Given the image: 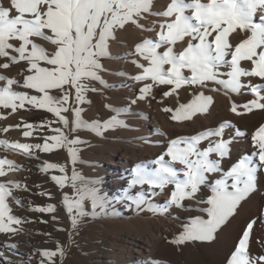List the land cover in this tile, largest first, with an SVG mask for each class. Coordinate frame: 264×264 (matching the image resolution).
I'll return each mask as SVG.
<instances>
[{
  "label": "snow or ice",
  "instance_id": "obj_1",
  "mask_svg": "<svg viewBox=\"0 0 264 264\" xmlns=\"http://www.w3.org/2000/svg\"><path fill=\"white\" fill-rule=\"evenodd\" d=\"M152 3L153 0H7V3L0 0V70L19 66L16 76L0 72V81H4L0 86V108L16 112L27 104L54 113L65 126L71 123L72 132L89 127L81 118L82 108L67 107L71 97L69 89L75 90V101L83 103L84 94L89 90L86 82L100 80L98 72L103 68L100 58L108 55L109 41L115 39L118 29L133 25L144 31L159 28L158 39L144 38L134 46L135 53L147 61V65L133 61L142 69L134 79L152 81L140 88L137 99H145L156 84L168 86L164 97L178 95V90L185 86L204 89L214 84L218 87L209 90L219 92L223 88L226 96L229 93L241 94L243 89L251 92L253 98L245 103L238 104L234 100L230 103L232 113L244 115L255 109L264 110V0H170L166 9L156 13H152ZM186 10H191L190 14H186ZM145 14L167 19L154 21L152 28H145L140 23ZM257 14L258 22L254 19ZM38 39L46 41L50 47L38 43ZM177 44L183 46L182 50H176ZM162 45L165 50L161 53L158 49ZM242 61L250 67H242ZM165 65L169 67L165 69ZM225 66L228 71L222 72L221 68ZM244 77H255L260 82L249 80L243 83ZM13 85L25 90L16 91ZM53 91L60 95H53ZM32 92L35 94H30ZM212 102V96L197 91L189 103L163 110L172 113L174 121L191 120L197 113H207ZM69 112L74 113L71 122L67 115L62 114ZM0 118H3L2 115ZM116 123L124 124L113 117L105 122L104 127ZM231 126V121H221L216 127L196 135L172 139L166 153L151 162L157 167L149 169L144 164H137L134 169L130 182L133 186L147 185L152 191L174 185L163 207L154 208L143 191L127 196L138 209L147 206L151 211L163 213L173 205L183 207L182 201L194 200L202 185L210 187L207 207L201 209L207 213V218L197 216L184 225L183 231L170 241L175 245L214 241L218 230H222V226L238 212L241 202L257 190V169L264 168V124L252 135V156L258 157V162L247 157L240 159L224 172L222 178L209 182L208 174L221 171V160L229 155L233 138L226 139L224 134L225 129ZM11 127L9 125L2 131L7 132ZM32 127V124L25 125V129ZM93 128L95 130V126ZM54 131L58 135L47 138L52 143L31 145L0 140V145L30 154L32 148L51 152L66 144L83 142L78 137L70 140L60 129ZM240 134L237 129L236 135ZM23 135L31 136V132L25 130ZM210 137L217 139L210 140L208 147L200 149V142ZM68 151L75 163L77 149L70 146ZM213 153L216 158H210ZM177 163L181 166L179 169L175 166ZM5 164L9 168L15 166L13 161L0 158V177L6 175ZM48 169H59L65 173L63 165L47 163L44 170ZM51 179L60 187L71 180L75 189V200L69 202L68 196L64 195L69 214L73 208L77 209L76 215L71 216L73 229L77 226V217L84 215L79 210L83 201L90 200L93 207L100 208L107 203L106 197L96 187L77 186L75 170L70 178L65 174L52 176ZM12 183L0 182V233L5 234H14L13 223H21L20 218L9 214L11 209L6 203V198L12 195L9 187ZM19 186V183L15 184V187ZM46 195L51 196L50 193ZM36 210L55 212V205L48 204ZM53 219L56 217L53 216ZM259 219L264 220V213ZM256 223V219H250L241 229L224 264H264V254H252L250 249ZM257 244L264 252V239H258ZM6 246L15 248L12 244ZM38 251L42 257L40 264H56V258L65 255L64 246L59 242L54 250ZM0 264L14 262L0 253Z\"/></svg>",
  "mask_w": 264,
  "mask_h": 264
},
{
  "label": "bare ground",
  "instance_id": "obj_2",
  "mask_svg": "<svg viewBox=\"0 0 264 264\" xmlns=\"http://www.w3.org/2000/svg\"><path fill=\"white\" fill-rule=\"evenodd\" d=\"M169 3L170 0H153L152 13L163 11ZM190 12L191 10H186V14ZM258 15L254 18L257 22ZM165 19L167 18L145 14L140 23L145 28H152L154 21ZM158 31V26L153 31H144L133 25L116 31L115 39L109 41L106 55L108 60L100 61L103 65L98 72L100 80L86 82L89 90L84 94L83 103L74 101L71 104L69 100L67 105L69 108L83 109L81 118L88 123L87 128L72 132L71 123L65 126L54 113L46 109L32 108L27 104L16 112L0 108V115L3 117L0 118V140L43 145L45 142L52 143L47 138L58 135L54 129H60L70 140L78 137L83 141L68 145L77 149L73 170L78 177L83 175L91 179L90 187H96L107 200L103 208H93L86 202L88 200L83 201L79 210L84 215L77 218V226L73 229L64 195L71 202L76 199L75 191L72 186H67L60 192V186L51 179L52 176L69 173L72 161L67 144L51 152L32 148L29 150L30 154L0 145V158L11 160L15 165L9 168L5 164L6 175L0 177V182H13L9 185L12 195L6 198L11 209L9 214L21 219L20 224L12 225L16 229L14 234L0 233V253L14 264H40L38 250H54L57 242L64 246L65 255L58 256L56 264H224V259L233 250L241 229L250 219L257 220L250 249L252 254H264L257 244L258 239H264V220L259 219L261 213H264V168L257 169V190L241 202L238 212L230 218L229 223L222 226V230H218L214 241L187 242L179 246L170 242L193 218H207V213L201 209L207 207L209 186L202 185L194 200L182 201L183 207L173 205L163 213L151 211L147 206L138 209L126 198L143 191L154 208L163 207L174 185L152 191L148 190L147 185H131L136 165L144 164L149 169H154L157 166L151 162L166 153L172 139L196 135L216 127L221 121H231L232 126L225 129L224 138H233V142L229 155L221 160V171L208 174L209 182L222 178L224 172L229 171L240 159L247 157L258 162V157L252 156V135L264 124V110L255 109L244 115H236L230 111L233 100L243 104L253 98L247 89H243L241 94L229 93L226 96L223 88L219 92L210 91L209 88L218 87L214 84L204 89L185 86L178 90V95L164 97L163 93L168 91V86L156 84L145 99H137L140 88L152 81L134 79L142 69L133 61L138 60L147 65V61L135 53L134 46L144 38L158 39ZM37 42L50 47L42 39ZM182 47L177 44L176 50H182ZM164 50L163 45L158 49L161 53ZM241 66L250 67L243 61ZM167 67L169 66L165 65V69ZM18 71L19 66L0 70L7 76H16ZM184 71L187 74V70ZM221 71L227 72L228 68L222 67ZM16 78L20 79L18 76ZM249 80L252 83L260 82L255 77L242 78L243 83H248ZM3 84L4 81H0V86ZM13 88L16 91L25 90L17 85H13ZM197 91L213 97L207 113H197L191 120L174 121L171 119L172 113L163 110L175 109L179 104L189 103ZM52 94L60 95L56 91ZM133 101L136 102L132 103ZM35 112L42 117L32 120ZM62 114L67 115L70 122L74 119L72 112ZM113 117L124 124L116 123L106 130L101 129L102 125L100 128L102 121H110ZM26 124H32L33 127L25 129ZM9 125L13 126L9 131H2ZM237 129L240 135H236ZM25 130L30 131L31 136L25 137ZM215 139L217 138L210 137L202 140L198 147L204 149L209 146L210 140ZM210 158H216L215 154H210ZM47 163L65 166V173H61L59 169L45 171ZM175 166L178 169L181 167L178 163ZM30 174L34 176L31 177ZM180 178L183 179L182 173ZM16 183L20 186L15 187ZM26 192L30 198L41 196L45 206L55 205V212L46 218L48 222L43 221L42 216L35 215L36 206L31 203L30 198L23 196ZM53 216L56 217L55 220ZM160 217L163 222H160ZM171 219L174 221L172 226L169 225ZM108 235L114 238L110 244L107 242ZM96 240L99 244L94 243ZM8 244L15 245V248L7 247Z\"/></svg>",
  "mask_w": 264,
  "mask_h": 264
},
{
  "label": "rangeland",
  "instance_id": "obj_3",
  "mask_svg": "<svg viewBox=\"0 0 264 264\" xmlns=\"http://www.w3.org/2000/svg\"><path fill=\"white\" fill-rule=\"evenodd\" d=\"M106 60H108V57L107 56H104V57H101L100 58V61H106ZM74 101H75V90L74 89H71V98H70V102H71V104H73L74 103ZM40 117H42L41 115H38L36 112L34 113V116H33V118H32V120H37L38 118H40ZM108 121V119H106V120H104V121H102L101 123H100V128H101V125H102V128L101 129H103V130H106L107 128L106 127H104V125H105V122H107ZM104 122V123H103ZM41 140H43V139H41ZM70 146H68L67 145V149L69 148ZM86 151H88L87 149H86ZM71 157V156H70ZM71 161H72V158H71ZM73 166V167H72ZM73 169H74V163L73 162H71V167H70V170H69V173H68V177L70 178L71 176H72V174L73 173H71L72 171H73ZM30 176L31 177H33L34 176V174H30ZM83 176V175H82ZM80 176V177H78L79 179H77V181H76V184H77V186L78 187H81V186H88V187H90L91 186V184H92V180L91 179H89L87 176ZM69 187V186H72V183H71V180H69L66 184H65V186L64 187H60L59 188V191L60 190H62L63 188H65V187ZM74 189V188H73ZM74 191H75V189H74ZM60 192H62V191H60ZM75 193V192H74ZM23 196H25V198H30L29 196H28V192H26V193H23ZM31 199V203L33 204V205H35L36 206V209L37 208H39V207H46L45 205H44V203L42 202L43 200H42V197L41 196H35V197H31L30 198ZM86 201V200H85ZM86 202H88L89 203V205L91 206V207H93V205H92V203H90L91 201L90 200H88V201H86ZM62 206V204L60 203V207ZM93 208H95V207H93ZM76 211H77V209L76 208H73V212L71 213V214H69V212H68V215L70 216L69 218H70V220H71V216H74V215H76ZM53 214V212H41V211H38V210H36V213H35V215L36 216H42L43 217V221H46V222H48V220L46 219L47 217H49L50 215H52ZM160 216L162 217V214H160ZM80 217V216H79ZM161 217L159 218V220H160V222H163L162 221V219H161ZM78 218V217H77ZM53 221V220H52ZM51 220H50V222H52ZM173 223H174V221H173V219H171L170 220V223H169V225L170 226H172L173 225ZM167 224V223H166ZM108 243L110 244V243H112L113 241H114V238L111 236V235H108ZM120 239V238H119ZM59 241L61 242L62 240L61 239H59ZM94 243L95 244H99V242L97 243V240L96 241H94ZM39 257H40V259H42V257L39 255Z\"/></svg>",
  "mask_w": 264,
  "mask_h": 264
}]
</instances>
